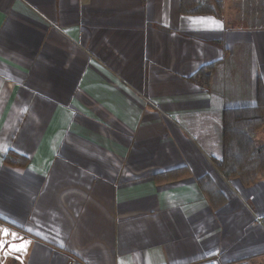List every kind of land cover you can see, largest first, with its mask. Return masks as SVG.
Instances as JSON below:
<instances>
[{
    "label": "crops",
    "instance_id": "crops-1",
    "mask_svg": "<svg viewBox=\"0 0 264 264\" xmlns=\"http://www.w3.org/2000/svg\"><path fill=\"white\" fill-rule=\"evenodd\" d=\"M188 1L0 0V264H264V177L219 168L264 0Z\"/></svg>",
    "mask_w": 264,
    "mask_h": 264
},
{
    "label": "trees",
    "instance_id": "trees-1",
    "mask_svg": "<svg viewBox=\"0 0 264 264\" xmlns=\"http://www.w3.org/2000/svg\"><path fill=\"white\" fill-rule=\"evenodd\" d=\"M192 1L184 0L182 11L193 8ZM212 2V3H211ZM222 0L205 1L197 5L195 12L222 10ZM213 66L202 68L193 81L200 80L209 85ZM210 72V73H209ZM264 129V89L259 84L256 105L253 107L227 108L223 111L224 157L219 163L220 170L229 179L239 178L246 185L256 184L264 177V148L255 143L256 135ZM6 162L10 163L9 159ZM19 164V163H18Z\"/></svg>",
    "mask_w": 264,
    "mask_h": 264
},
{
    "label": "rangeland",
    "instance_id": "rangeland-1",
    "mask_svg": "<svg viewBox=\"0 0 264 264\" xmlns=\"http://www.w3.org/2000/svg\"><path fill=\"white\" fill-rule=\"evenodd\" d=\"M6 253V252H5ZM8 254V256H6V258H9V259H12V258H14V256L11 254V253H7ZM15 259V258H14Z\"/></svg>",
    "mask_w": 264,
    "mask_h": 264
}]
</instances>
